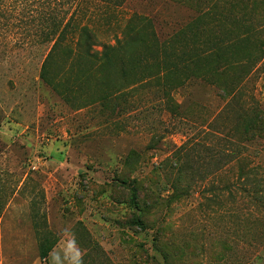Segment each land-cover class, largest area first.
Wrapping results in <instances>:
<instances>
[{
  "label": "rangeland",
  "instance_id": "374dc122",
  "mask_svg": "<svg viewBox=\"0 0 264 264\" xmlns=\"http://www.w3.org/2000/svg\"><path fill=\"white\" fill-rule=\"evenodd\" d=\"M72 14L103 42L147 16L182 61L44 81L47 18ZM257 112L264 0H0V264H264V139L240 136Z\"/></svg>",
  "mask_w": 264,
  "mask_h": 264
},
{
  "label": "trees",
  "instance_id": "16d2710c",
  "mask_svg": "<svg viewBox=\"0 0 264 264\" xmlns=\"http://www.w3.org/2000/svg\"><path fill=\"white\" fill-rule=\"evenodd\" d=\"M115 7L120 5L116 4ZM47 24L45 39L51 47L41 68L40 78L44 81L48 80V70L53 64L76 63L80 68L77 77L87 78L90 74V80L105 88H109L118 78L125 83L134 80L147 83L159 76L163 67L177 60L182 61L175 53L163 49L165 42L160 41L153 20L147 16L132 14L122 26H118L121 30L119 34L115 33L105 42L100 41L88 21L76 20L74 14L69 19H57L49 15ZM183 62L193 64L190 60ZM132 68L138 69L137 74H130ZM192 71V77H200L199 69ZM251 119L240 133L241 139L246 142L264 139V113L257 112ZM253 175L256 173L251 169H243L238 179L258 189L259 182ZM250 188L243 190L248 191Z\"/></svg>",
  "mask_w": 264,
  "mask_h": 264
},
{
  "label": "clouds",
  "instance_id": "9594fccd",
  "mask_svg": "<svg viewBox=\"0 0 264 264\" xmlns=\"http://www.w3.org/2000/svg\"><path fill=\"white\" fill-rule=\"evenodd\" d=\"M76 255H77V258H78L79 264H82V256H81L79 250H77Z\"/></svg>",
  "mask_w": 264,
  "mask_h": 264
}]
</instances>
